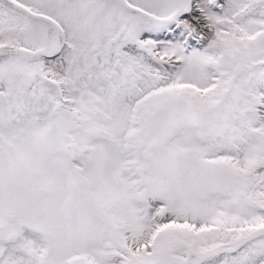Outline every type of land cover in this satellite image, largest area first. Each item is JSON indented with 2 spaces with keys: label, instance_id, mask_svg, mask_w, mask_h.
<instances>
[{
  "label": "snow or ice",
  "instance_id": "6c2138e0",
  "mask_svg": "<svg viewBox=\"0 0 264 264\" xmlns=\"http://www.w3.org/2000/svg\"><path fill=\"white\" fill-rule=\"evenodd\" d=\"M0 264H264V0H0Z\"/></svg>",
  "mask_w": 264,
  "mask_h": 264
}]
</instances>
